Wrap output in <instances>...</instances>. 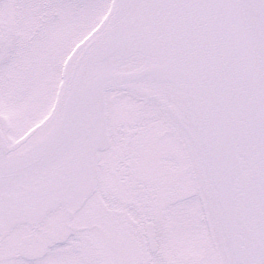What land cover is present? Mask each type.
Returning <instances> with one entry per match:
<instances>
[{
	"label": "snow or ice",
	"instance_id": "1",
	"mask_svg": "<svg viewBox=\"0 0 264 264\" xmlns=\"http://www.w3.org/2000/svg\"><path fill=\"white\" fill-rule=\"evenodd\" d=\"M0 264H264V0H0Z\"/></svg>",
	"mask_w": 264,
	"mask_h": 264
}]
</instances>
